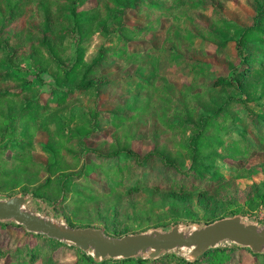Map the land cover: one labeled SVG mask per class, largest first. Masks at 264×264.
<instances>
[{
	"label": "trees",
	"instance_id": "trees-1",
	"mask_svg": "<svg viewBox=\"0 0 264 264\" xmlns=\"http://www.w3.org/2000/svg\"><path fill=\"white\" fill-rule=\"evenodd\" d=\"M230 1L0 0V185L8 196L19 187L26 197L81 208L103 226H79L112 237L232 216L238 193L241 216L264 204V0H243L247 25L225 15ZM135 16L140 23L129 25ZM156 33L153 46L147 37ZM95 36L100 44L86 59ZM205 44L226 62L224 72L203 58ZM171 68L186 79L179 87L166 77ZM134 140L152 148L140 154ZM253 154L258 164L249 163ZM257 166L262 179L238 190ZM6 227L21 241L0 232L1 264H56L61 248L82 264H215L232 250L264 264L263 253L238 246L194 261L164 254L96 263L72 245Z\"/></svg>",
	"mask_w": 264,
	"mask_h": 264
},
{
	"label": "water",
	"instance_id": "water-1",
	"mask_svg": "<svg viewBox=\"0 0 264 264\" xmlns=\"http://www.w3.org/2000/svg\"><path fill=\"white\" fill-rule=\"evenodd\" d=\"M1 222H13L28 232L72 245L88 253L95 262L137 257L159 259L179 249L188 250L187 261H194L224 242L246 248L253 254L264 253V226L245 222L239 215L221 217L187 231L174 225L167 230L152 228L112 237L98 227L73 228L65 222L41 216L25 208L24 195L14 194L0 199Z\"/></svg>",
	"mask_w": 264,
	"mask_h": 264
},
{
	"label": "rangeland",
	"instance_id": "rangeland-1",
	"mask_svg": "<svg viewBox=\"0 0 264 264\" xmlns=\"http://www.w3.org/2000/svg\"><path fill=\"white\" fill-rule=\"evenodd\" d=\"M243 0H231L228 5L225 8V15L234 20L236 23H240V25H247L250 21H249V16H250V11L248 10V8H246L244 6V4L242 3ZM209 18V13H206L204 15L199 16L198 21L205 25L208 21ZM127 23H129V25H134V24H139L140 23V18L138 17H132V18H128L127 19ZM169 24V22H163L162 24V28L164 29L167 25ZM100 37L99 36H95L93 38V40L90 43L89 48L86 51L85 57L86 59H89L94 51L96 50V48L99 46L100 44ZM148 42L153 45L156 46V44H158L159 39H161V34H150L148 37ZM212 45L209 44H205L204 45V49L207 53L205 58L208 61L213 62V64L215 65L214 67V72L215 74L218 73H222L224 72L225 68H226V62L222 59H217L213 56H211L212 53ZM135 49H139V46H130V50H135ZM230 53L232 54V50H230ZM115 67V66H114ZM114 67H110L107 70L113 69ZM52 73V71L49 69L47 71V73L43 74V78L47 79L50 74ZM166 77L168 79V81L170 83H172L174 86L179 87L181 86L184 82H186L185 77L181 76L174 68L168 69L167 73H166ZM101 105L103 108H107L110 106L109 103L105 102L104 100H101ZM108 132L109 130H106L105 132H103V137L108 138ZM36 140L38 141H43L45 139V135L42 133H38L36 136ZM88 143L91 145L93 142L92 141H88ZM131 145H133V148L140 154L144 153L145 151H148L152 148L151 143H149L148 141H141V140H134L131 142ZM8 157V154L6 155V158ZM261 161V157L258 154H253L250 158H249V163L250 164H258ZM257 173H255L250 179H238L237 180V188L238 190L242 191V189L248 185L250 182H257L260 179H262L263 177V171H261L260 166H257ZM10 185H7L6 187H9ZM19 187L14 188V194H22L19 190ZM13 194V195H14ZM24 195V194H22ZM8 197V192L4 191V189L1 187L0 185V199H4ZM25 208L30 209L31 211L41 215V216H45L48 218H53L55 220L64 222L65 217L69 219L70 223L73 225L74 228L76 227H81L79 225H82L83 223L86 222V220L88 219L93 226H103V224L101 223V221L99 220H95L94 217L90 214H87L86 212H84L81 208H76L75 210L72 209V207H61V206H57L54 205L53 202V198L49 197L48 195L45 196H41V195H36L33 197H29V196H25ZM238 202L237 207L234 205L232 207H230L229 209H231V211H233V213H235L234 215H239L241 217V220L248 222V223H253L256 224L258 226H264V204L259 205V207H257L251 214H246V215H240L239 214V208H241V210L245 209V202L244 199H242L238 193ZM231 216V215H230ZM98 217V216H97ZM96 217V218H97ZM13 223V222H10ZM146 223V225L149 223L151 224V222H143L142 226H144ZM15 224V223H14ZM129 224V228L131 227H135L132 223H128ZM203 224L198 223V222H189L187 224H183L180 223L176 226L183 228L185 231L189 230L192 227H198L201 226ZM174 226V225H173ZM172 227V226H171ZM149 229H152V227H149ZM146 229V230H149ZM162 229V230H167L164 228H158ZM170 229V227H169ZM1 232V236H3L5 238V240L8 243H12L15 241H21V239L18 238L17 235H15V229L12 227H6V228H2L0 230ZM232 246H236L232 243H228V242H224L222 244H220L217 247H232ZM240 247V246H238ZM216 248V247H215ZM80 251V250H79ZM185 252V253H182ZM180 252L179 250H175L171 253H166V254H173L174 256L177 257H182L185 260H187L188 258H186V256L188 255L187 251H182ZM83 253V252H82ZM230 253V258H225V257H218L215 256L214 257V262L216 260L215 264H223L224 261H229V264H257L253 257L242 253L241 257H239L238 251L237 250H232L229 252ZM88 254V253H86ZM240 254V253H239ZM264 254V253H263ZM89 255V254H88ZM56 264H73L75 263L77 260H79L78 264H82L80 261V256L78 254V252H74L71 249H66V248H61L59 249L56 254L54 255ZM2 263V261H0V264ZM98 263V262H96ZM31 264H44L41 260H37L34 263Z\"/></svg>",
	"mask_w": 264,
	"mask_h": 264
},
{
	"label": "bare ground",
	"instance_id": "bare-ground-1",
	"mask_svg": "<svg viewBox=\"0 0 264 264\" xmlns=\"http://www.w3.org/2000/svg\"><path fill=\"white\" fill-rule=\"evenodd\" d=\"M182 251H186V250L185 249H181L180 252H182ZM187 252H188V250H187ZM182 253H185V252H182ZM188 257H189V255L186 256V258H188Z\"/></svg>",
	"mask_w": 264,
	"mask_h": 264
}]
</instances>
